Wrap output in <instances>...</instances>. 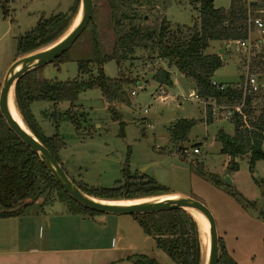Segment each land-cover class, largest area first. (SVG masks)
I'll list each match as a JSON object with an SVG mask.
<instances>
[{
    "label": "rangeland",
    "instance_id": "obj_1",
    "mask_svg": "<svg viewBox=\"0 0 264 264\" xmlns=\"http://www.w3.org/2000/svg\"><path fill=\"white\" fill-rule=\"evenodd\" d=\"M93 1L94 11L90 23L60 61L47 65L39 71L38 75L42 76L43 80L66 83L95 79L98 77L100 60L110 55L117 40L132 29L145 33H158L164 20L175 28L192 27L199 18V0ZM3 2L8 5L5 4L6 10L0 6V91L10 66L19 59L17 49L22 38L31 33L40 21L60 15L73 17L70 27L62 35L64 36L72 29L81 11L80 3L77 13L72 15L75 0H3ZM230 3L231 0H214V6L217 9H228ZM5 11L8 13L7 16ZM251 38L252 46L247 49L238 48L231 43L211 44L206 51L207 54L219 55V51L226 47L220 56L222 59L227 58L223 60V67L214 76V82L240 88L249 76H253L258 84L264 86V76L250 70L255 57L259 55L254 45L264 38H261L256 31ZM86 62L90 63V74L80 72V64ZM102 68L109 79H124L133 83L126 87L128 97L124 103L109 104L99 87L82 91L77 95L74 101L75 109L72 111L76 113V116L80 115L81 120L77 126L64 121L59 127V135L65 147L59 152L58 160L69 178L75 184L94 192L119 189L124 188L126 184L123 171L128 168L132 175L139 178L144 176L146 180L152 179L171 192L190 194L192 198L202 202L217 215L214 207L215 200L209 194V189L216 187L212 177L220 178L225 183V178L230 177L231 172L228 169L226 172L224 169L228 157L221 153L222 147L216 140V133L220 130L229 135L233 133L232 117L226 118L227 111L231 107L222 105L216 109L215 105L212 106L216 109L214 122L208 125L206 109L212 105L209 104L211 101L206 106L204 100H196L194 82L184 77L176 68L170 69L167 63L152 51L145 52L137 49L132 59L123 62L121 66H118L115 61H108L102 64ZM159 69L170 73L172 87L162 86L154 79ZM164 91L165 99L159 97ZM133 92L135 95H132ZM14 99L16 104V94ZM46 106L37 104L36 108L44 110ZM70 106L71 103L64 102L59 105L58 110L65 112ZM39 111L40 109H37L35 112L36 122L44 136L51 138L56 134L55 129ZM19 113L21 115L20 111ZM115 114L119 116V119H115ZM182 120L195 121V125L189 133V141L175 147L170 138V129ZM180 147L190 150L191 153L193 149L199 147L201 154L181 157L178 154ZM178 157L181 161L187 160L207 177L199 176L191 168L177 166L175 162ZM236 162L240 167V177L247 186L243 189L244 193L247 192V196L252 198L249 193L251 185L256 193L255 201L251 202L257 203L258 209H248L233 197L231 198L245 213L259 217L262 213L259 211H264V201L254 179L264 188V161L256 164L253 173L249 170V156L240 157ZM199 177L201 181L198 180ZM198 183H201L205 192L197 189ZM229 187L237 191L233 185L227 184L222 189L227 191ZM168 195L171 194L164 196ZM142 199L144 198L137 200ZM55 201L58 202L56 194L47 192L37 201L29 204L27 214L45 211L51 216L50 204ZM56 207L58 210L66 209L62 204H57ZM108 217L111 221L118 222L119 229L124 232L123 235H126L123 245H116L115 241L113 243L116 247L124 246L120 248L122 250L120 258L128 259L131 256L144 255L155 259L160 264H176L157 248L153 238L145 235L139 222L132 215H109ZM197 226L199 228L198 223ZM87 227L89 224L87 226L84 224L82 229L83 237L89 242L85 246L95 247L97 242L94 241L95 238L92 239L94 226L90 224L92 228ZM107 233L109 235L111 230ZM103 237L102 241L105 243L102 246L110 245L111 239ZM254 239L252 234L244 237L246 245L245 249H242L244 254L242 257L247 256V249L251 247ZM77 242L76 239L67 240L66 247L81 246ZM47 244L52 243L49 241L45 245ZM248 245L249 248H247ZM128 249L133 251L127 252ZM249 254V260L243 261L242 264H251V259L254 260L253 264H264L262 246L250 248ZM104 262L103 260L98 264ZM123 264L131 263L123 261Z\"/></svg>",
    "mask_w": 264,
    "mask_h": 264
},
{
    "label": "trees",
    "instance_id": "obj_2",
    "mask_svg": "<svg viewBox=\"0 0 264 264\" xmlns=\"http://www.w3.org/2000/svg\"><path fill=\"white\" fill-rule=\"evenodd\" d=\"M5 4L8 5L1 0L0 6L4 10H6ZM79 5L80 0H75L72 15L77 13ZM198 8L199 18L192 27L172 28L164 20L158 33H145L132 29L120 37L112 53L100 60L98 77L95 79L66 83L41 80L38 75L40 69L18 81L15 92L17 108L22 117L24 116L28 128L58 162L59 152L65 147L59 135L60 123L68 121L77 126L81 120V116H76L72 111L75 109L74 101L77 95L82 91L99 87L109 104L126 102L128 97L126 87L133 82L107 78L102 64L115 61L121 66L123 62L132 59L137 49H142L145 52L157 53L170 69L174 67L184 77L191 79L198 97L207 102L213 101L216 109L222 105L231 109L242 107L241 112H233V135L220 130L216 140L221 144V153L230 158L227 168L229 172L239 170L236 159L244 156H249V170L251 173L254 172L256 164L264 161V86L258 84L260 87L251 93H245L243 84L240 88L229 85L223 91L216 89L212 82L215 73L223 67L224 61L222 56L206 52L212 43L228 45L235 41L249 40L250 31H253L248 23L246 3L244 0H231L228 9H217L214 0H199ZM5 14L8 15L7 11ZM72 19L73 17L60 15L40 21L31 33L20 40L17 58L57 41L70 27ZM259 42L258 40L257 43ZM261 45V49L256 51L259 55L255 57L250 70L264 76V41ZM63 56L52 64H56ZM89 64L88 62L80 64V72L90 74ZM154 79L162 86H173L171 75L167 70L159 69ZM64 102L71 103V106L69 110L59 112L58 106ZM36 104L49 105V108L42 113L55 129L56 134L51 138L44 136L36 122L33 112V106ZM212 106L214 105L206 109L208 125L214 122L216 109ZM118 117L115 114V119H119ZM194 125L195 121L182 120L171 127L170 138L175 147L189 141L188 136ZM183 162L188 163L187 160ZM190 168L199 176L207 177L192 164ZM123 172L126 181L124 188L94 192L76 185L87 195L105 201L137 200L166 195L170 192L152 179L146 180L144 176L139 178L132 175L128 168ZM212 178L217 188L226 186L220 178ZM136 181L137 183H132ZM254 181L264 201V188L256 179ZM47 192L51 194L54 192L58 202L64 204L70 214L91 218L101 216L100 213L83 207L64 192L39 157L11 131L0 113V219L26 215L29 204L37 201ZM227 192L244 207L257 209V203L249 201L240 192L231 187L227 188ZM133 217L139 222L145 235L153 238L157 248L174 263L202 264L201 234L197 223L188 212L169 210L137 214ZM260 218L264 221V213L260 214ZM127 261L132 264H160L144 255L131 256ZM219 264H237L228 254L221 239Z\"/></svg>",
    "mask_w": 264,
    "mask_h": 264
},
{
    "label": "crops",
    "instance_id": "obj_3",
    "mask_svg": "<svg viewBox=\"0 0 264 264\" xmlns=\"http://www.w3.org/2000/svg\"><path fill=\"white\" fill-rule=\"evenodd\" d=\"M226 59V57H223V60ZM40 79L43 80V77L41 76ZM139 86L142 87V84L139 83ZM163 96L166 97L165 91L161 92L159 97L165 99ZM209 104L215 105L213 101ZM36 106L37 104L33 106L34 114L37 109H40L39 113H42L49 108V105L44 110L43 108H36ZM176 159V161H181L179 157ZM229 161L230 158L228 157L224 167L226 172ZM240 173V167L237 172L230 173L229 178L232 180L233 186L246 199L255 201L256 193L251 188V185L249 188L251 192L249 190V193L252 195V198L247 196V192L244 193L243 189L247 186L242 181ZM198 180L201 181L200 177ZM197 189L205 192L201 183H198ZM169 194L191 197L190 194L183 192L170 191ZM209 194L215 200L214 207L217 215L210 208L209 210L215 217L219 238L223 241L228 254L237 264H242L243 261L247 262L249 260L250 248L262 246L264 262V221L260 216H252L249 213H245L234 202L228 192L222 188L213 187L209 189ZM57 204L62 203L55 201L50 204V209L52 210L51 216L53 218L50 214L45 213V211H35L33 214H26L17 218L0 219V264H95L94 262L98 264L103 260L105 261L103 264H123V261H127V258H120V254L122 253L121 249L124 246L116 247L113 245L114 241L116 245H123L126 239V235H123L124 232L118 227V222L111 221L108 216L101 215L91 218L83 215L70 214L64 204H62L66 208L64 210H58L56 207ZM259 212L264 213V211ZM84 224L86 226L89 224V227H87L89 229L92 228H90V224L94 226L92 239L95 238L94 241L97 242V246H85L89 242L82 234L84 232L82 230ZM108 230H111L109 235L107 233ZM74 232H76L75 235ZM248 234H252L253 239L256 237L257 239L252 241L250 248L248 245L247 256L242 257L244 255L242 249H245L246 245L244 237ZM103 236H105V239L107 237L111 239L110 245L106 244L107 246H102L105 243V241H102L104 239ZM70 237H75L73 239L78 240L77 243H80L81 246H77L76 248L66 247L68 246L67 240L73 241ZM49 241L52 244L45 245ZM130 250L133 251L132 249L126 251L129 252ZM250 261L251 264L254 263L253 259Z\"/></svg>",
    "mask_w": 264,
    "mask_h": 264
},
{
    "label": "water",
    "instance_id": "obj_4",
    "mask_svg": "<svg viewBox=\"0 0 264 264\" xmlns=\"http://www.w3.org/2000/svg\"><path fill=\"white\" fill-rule=\"evenodd\" d=\"M80 3V21L67 36L63 39L60 38L47 47L42 48L43 50L40 49L32 54L17 59L10 67L0 91V113L2 117L11 131L14 132L15 135L39 157L64 192H66L77 203L89 210L98 212L102 216H133L137 214H151L169 210H184L186 212L188 210H192L200 214L206 220L209 228V246L204 251L202 264H219L220 238L217 231L216 220L209 208L202 202L191 197L172 194L171 195L173 197L170 198L168 197L154 201H145L129 206L110 204L111 202L116 201H105L93 198L84 193L69 178L57 159L38 140L33 132L30 129L27 131L19 125V123L12 116L9 109L10 96L13 88L15 95V89L18 81H20L27 74L52 64L66 54L90 23L94 11V1L81 0ZM225 49L226 47L221 49L219 51V55H222ZM175 164L183 168L190 167V164L187 162L176 161ZM224 181L227 185H233V182L229 177H226Z\"/></svg>",
    "mask_w": 264,
    "mask_h": 264
},
{
    "label": "built area",
    "instance_id": "obj_5",
    "mask_svg": "<svg viewBox=\"0 0 264 264\" xmlns=\"http://www.w3.org/2000/svg\"><path fill=\"white\" fill-rule=\"evenodd\" d=\"M246 3V8H247V16H248V23L250 26V29L254 32H258L261 36V38H264V0H244ZM253 32L250 31V38L249 40L246 41H235L232 42L231 44L236 45L238 48H250L252 46V34ZM264 40L260 41L259 43H257L255 46V48H257V50H259L260 45L263 43ZM212 85L220 90L223 91L227 88L226 85H222V84H218L216 82H212ZM244 87V91L245 93L249 92H253L256 91L260 86L258 85L256 79L253 76H249V78L245 81V83L243 84ZM132 95H135V92L132 93ZM193 96V95H191ZM196 100H201L198 95L196 94L195 96ZM203 101V100H202ZM205 105H208L207 101H204ZM242 107H236L233 109H228L227 111V115L226 118L232 117L233 116V112L237 111V112H241ZM181 157H189L191 155H200L201 154V150L199 148H195L193 149V152L191 153L190 150H187L185 148H182L179 150L178 153Z\"/></svg>",
    "mask_w": 264,
    "mask_h": 264
},
{
    "label": "bare ground",
    "instance_id": "obj_6",
    "mask_svg": "<svg viewBox=\"0 0 264 264\" xmlns=\"http://www.w3.org/2000/svg\"><path fill=\"white\" fill-rule=\"evenodd\" d=\"M80 21V16H78V18L76 19V22L74 23V26L72 27L71 30H69L63 37L62 39L67 36L79 23ZM73 24V23H72ZM43 50V49H42ZM41 50V51H42ZM32 54V53H31ZM29 55V54H28ZM17 100V99H16ZM9 109L10 112L12 114V116L15 118V120L19 123V125H21L23 128H25L27 131L29 130L28 126L25 124L22 116L20 115L16 104H15V99H14V88L11 91V96H10V103H9ZM24 117V116H23ZM175 195V194H174ZM170 198L173 197L172 195H168V196H164V195H159V196H154V197H148V198H144L142 200H125V201H119V202H111L110 204H117V205H125V206H129V205H134L136 203H140V202H145V201H154V200H159V199H165V198ZM189 215H191L193 217V219L198 223L199 225V229H200V234H201V247H202V260H203V255H204V251L206 248H208L209 246V231H208V224L206 222V220L197 212L192 211V210H188L187 211Z\"/></svg>",
    "mask_w": 264,
    "mask_h": 264
}]
</instances>
